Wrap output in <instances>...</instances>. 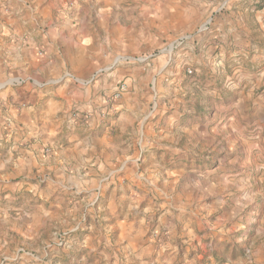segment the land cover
Here are the masks:
<instances>
[{
  "label": "rangeland",
  "instance_id": "rangeland-1",
  "mask_svg": "<svg viewBox=\"0 0 264 264\" xmlns=\"http://www.w3.org/2000/svg\"><path fill=\"white\" fill-rule=\"evenodd\" d=\"M25 1L0 0V28L12 27L16 9L28 15L29 9L35 10L36 0ZM67 1H41L47 9L43 23L63 21L75 9L84 14L94 0H73L71 10ZM256 2H239L236 6L248 14L228 17L231 30L216 38L212 36L220 33L209 24L222 18L223 10L210 15L194 6L193 15L188 12L173 24L169 13L162 16L165 9L157 8L158 2L150 3L151 19L142 27L146 32L141 36L136 30L141 39L129 48V59L114 67L118 82L112 88L124 84L126 92L117 101L110 93L109 115L97 111L101 125L113 123L105 126L112 125L107 131L112 144L101 154L96 150L106 166L94 179V185L102 179L101 190L67 196L46 192L61 179L48 163L49 145L39 152V166L24 175L16 176L14 160L9 161L0 168V219L5 215L0 224V264H133L128 262L132 253L119 245L124 223L149 224L144 228L145 238H150L145 247L163 215L174 227L170 232L159 230L145 250L144 264H264V17L249 13L261 11L255 9ZM130 3L120 5L121 24L137 28L143 2ZM127 93L133 110L117 121L119 113L112 107ZM11 131L2 125L0 151L17 146L12 150L17 154L25 144L13 141L19 135ZM70 135L71 131L64 134L67 139ZM116 154L131 162L122 166ZM109 163L116 173L109 175ZM72 164L71 159L66 165L68 175ZM17 182L23 187L16 188ZM208 189L214 194L210 206L198 205L200 192ZM82 198L95 201L85 207ZM42 209L54 217L40 228ZM3 226L22 229L23 236H5Z\"/></svg>",
  "mask_w": 264,
  "mask_h": 264
},
{
  "label": "crops",
  "instance_id": "crops-1",
  "mask_svg": "<svg viewBox=\"0 0 264 264\" xmlns=\"http://www.w3.org/2000/svg\"><path fill=\"white\" fill-rule=\"evenodd\" d=\"M41 1L43 0H36L33 6L35 10L29 9V15L27 11L16 9L17 19L11 21L12 27L9 28L7 25L8 28L4 26L0 28L2 41L0 49L5 50L0 51V129L2 125L7 124L13 130L11 133L19 135V139L14 138L13 141L25 144L23 149H18L17 154L12 153L17 146L11 148L9 152L0 151V168H5L9 161L14 160L12 170L15 169L16 176L31 172L34 167L39 166L37 163L39 156L41 157L39 152L49 145L52 147V157L48 163L54 164L57 170L54 176L61 179L53 182L52 188L48 186L46 192L63 193L64 196L72 192L89 194L101 190L102 179L98 180L99 185H94V179L102 176L106 166L105 162L97 157L96 150L100 149L101 154L103 148L112 144V139L107 137V131L112 128L113 123L106 121L101 125L97 111L106 112V115L111 113L106 100L116 88L112 86L118 82L115 81L118 75L114 67L122 59H129L127 58L130 55L129 48L146 32L142 31V27L148 26L151 19L150 3L158 2L156 7L165 9L162 16L169 13L173 24L188 12L193 15L194 6H199L210 15H216L223 10L224 14H220L222 18L215 19L209 24L215 26L214 32L220 33L214 34L212 38L222 36L225 31L231 30L233 21L228 17L241 18L242 15L245 18L248 14L246 8L236 6L242 0H136L143 3L140 5L142 13L137 14L139 26L135 28L134 24L132 26L121 24L123 18L119 12L121 4L128 1L132 3L135 0H90L91 8L84 11V14L81 10L75 9L74 13L68 14L63 21L55 18V22L44 24L42 18L46 17L47 9L41 7ZM76 1L80 4L83 2ZM230 7L233 11H227ZM249 13L260 19L264 17V10L256 12L250 10ZM62 15L64 16V14L59 16ZM161 20L165 21L163 17ZM259 24L262 26V22ZM137 29L142 32L141 36L136 33ZM126 96L116 107H112V110L116 109L119 113L117 121L123 120L125 113L133 110V107L127 104L130 93ZM74 112L84 118L74 121L71 119ZM4 120L9 121L5 123ZM108 123L112 125L106 128ZM68 130L72 135L67 139L64 134L68 135ZM73 130L78 134L74 135ZM97 132L104 134L93 137ZM62 140L63 142H60ZM71 159L74 160V164L68 175L65 170L66 165L70 166ZM114 159L116 162L123 160L122 166L131 162L128 156L117 154ZM111 165L113 164L109 163L111 167L109 175L117 172ZM17 186L23 187L18 185V182L15 184L16 188ZM200 194L198 205L209 207L207 204L213 201L214 194L209 189L206 194L202 191ZM81 200L85 202V207H89L95 201L93 198ZM57 206L59 211L61 207L58 204ZM66 210H62L61 214L65 215ZM41 212L43 219L40 228L51 220L50 217H54V213L51 214L44 209ZM161 214L160 210L159 215ZM59 215L56 214L55 217ZM149 216L152 217L154 214ZM4 218L5 215L0 219L2 225ZM158 220L154 224L157 230L153 233V242L156 241L159 230L170 232L171 227H174L168 224V215H163ZM29 221L28 219L27 222ZM124 225L126 226L121 227L119 237L120 249L132 253V260L128 258V262L144 264L145 250L152 246L151 241L149 246L144 247L146 241L150 240L144 235L146 234L144 228L149 224L140 225L136 221H127ZM186 227L188 225L184 224V228ZM3 230L5 236L8 232L16 234L17 237L23 236L22 229L3 226Z\"/></svg>",
  "mask_w": 264,
  "mask_h": 264
},
{
  "label": "built area",
  "instance_id": "built-area-1",
  "mask_svg": "<svg viewBox=\"0 0 264 264\" xmlns=\"http://www.w3.org/2000/svg\"><path fill=\"white\" fill-rule=\"evenodd\" d=\"M74 5V2L73 0H68L67 1V6H68V9L71 10V8L73 7ZM188 73H190V71H188ZM126 92V87L124 84H119L115 90L113 91L110 99L112 101H117L121 98V96ZM103 113V112H102ZM73 119L75 120H80V119H83L84 116L80 115V114H77L76 112L72 113V116H71Z\"/></svg>",
  "mask_w": 264,
  "mask_h": 264
},
{
  "label": "trees",
  "instance_id": "trees-1",
  "mask_svg": "<svg viewBox=\"0 0 264 264\" xmlns=\"http://www.w3.org/2000/svg\"><path fill=\"white\" fill-rule=\"evenodd\" d=\"M255 9L256 10L264 9V0H257V2L255 3Z\"/></svg>",
  "mask_w": 264,
  "mask_h": 264
}]
</instances>
